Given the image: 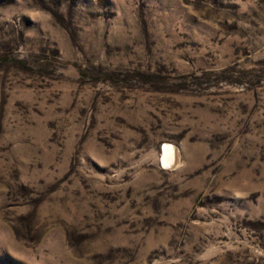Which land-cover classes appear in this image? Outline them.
<instances>
[{
  "label": "rangeland",
  "instance_id": "obj_1",
  "mask_svg": "<svg viewBox=\"0 0 264 264\" xmlns=\"http://www.w3.org/2000/svg\"><path fill=\"white\" fill-rule=\"evenodd\" d=\"M0 264H264V0H0Z\"/></svg>",
  "mask_w": 264,
  "mask_h": 264
},
{
  "label": "bare ground",
  "instance_id": "obj_2",
  "mask_svg": "<svg viewBox=\"0 0 264 264\" xmlns=\"http://www.w3.org/2000/svg\"><path fill=\"white\" fill-rule=\"evenodd\" d=\"M163 152V155H162V161H163V164H169L172 160H171V146L169 145H165V148L162 150Z\"/></svg>",
  "mask_w": 264,
  "mask_h": 264
}]
</instances>
